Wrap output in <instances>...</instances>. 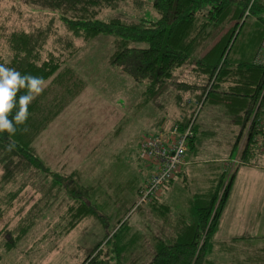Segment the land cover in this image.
Returning <instances> with one entry per match:
<instances>
[{"label":"trees","instance_id":"16d2710c","mask_svg":"<svg viewBox=\"0 0 264 264\" xmlns=\"http://www.w3.org/2000/svg\"><path fill=\"white\" fill-rule=\"evenodd\" d=\"M20 1L49 14V23L9 31L5 37L7 51L4 55L0 54V64L15 68L22 74L43 77L48 86L29 105L28 120L26 124L17 126L14 136L0 133V264H15L8 259L11 256L19 264L29 263H22L15 252L28 244L30 239L33 242L35 228L45 215L11 213L15 210L21 189L3 194L7 184L22 173L31 172L36 180L41 175L48 177L52 174V189L66 190L72 186L64 183L61 174L52 171L34 144L46 136L67 108L86 94L91 81L89 73L94 71L98 74L99 64L90 62L89 56L94 51L79 49L80 46L87 49L94 45L101 36L111 37L112 51L107 53V59L112 70L117 71L116 75L129 76L135 86L146 83L144 95L149 101L157 100L176 72L190 64L197 77L204 81L200 86L202 91L194 93L195 100L202 107L208 104L220 108L219 117H222L223 123L226 122L223 133L230 134L228 138L216 142V147L220 150L226 145L224 155L229 151L230 157L242 142L243 148L239 163L226 184L228 171L222 168V161L218 158L211 159L203 169L198 170L202 171L199 178L193 177L189 181L185 178L187 171L181 169L175 178L165 184L162 193L148 203H139L140 191L146 181L141 182L135 189L137 200L133 208L136 206L138 211L145 206L160 221L159 233L149 224L145 232L130 224V218L137 213H131L129 217V213L116 216L112 229L95 244L81 264H215L210 259L212 253L218 252L214 248V237L236 174L241 167L264 166V62L260 60L264 46L262 43L250 58L239 59L232 53L241 31H238L239 19L246 12L248 16L259 13L257 21L264 26V3L258 0H152L151 5L158 13V17L153 18L155 20L145 15L128 21L122 16L105 15L106 11L118 8L125 0ZM53 39L59 46L51 51L48 46ZM261 40L264 42V32ZM73 57H82V63H74L71 61ZM22 94L24 90L18 96ZM135 107L140 108V104H135ZM188 110L190 112L187 111L185 117L175 119L169 127L178 125L184 131L191 125L187 153L191 152L196 159L202 150L201 144L213 142L218 131L198 123L195 110ZM162 128L167 127L160 125L153 130ZM51 141L47 140V146L51 147L52 153H56V141L53 137ZM142 141L136 155L138 161H143L139 157ZM10 142L15 145L12 150L8 149ZM66 147H57L61 156ZM178 177L182 186H192L193 195L186 201L188 210L176 213L172 218L173 207L162 198L163 192ZM70 181L74 182L73 178ZM119 183L120 186L118 183L114 186L107 184L108 188L104 191L99 190V185L69 188V193L80 202L81 207L77 212L65 213L61 217L60 221L64 224L62 235L69 234L93 217L101 219L106 226L102 218L107 214L99 213L98 203L103 194L107 197L124 195L125 184H121V180ZM167 226L172 227V231L168 232ZM219 246L218 250L225 252L227 244L220 243ZM263 257L264 254L262 256L258 252L254 259H247L244 264H264Z\"/></svg>","mask_w":264,"mask_h":264},{"label":"rangeland","instance_id":"374dc122","mask_svg":"<svg viewBox=\"0 0 264 264\" xmlns=\"http://www.w3.org/2000/svg\"><path fill=\"white\" fill-rule=\"evenodd\" d=\"M151 2L152 0H125L119 4L118 8L106 11L105 15L122 16L128 21L145 15L151 19L157 18L158 13ZM258 2L264 3V0H258ZM247 16L248 12L239 19L238 31H241L235 49L232 51L239 59L253 57L262 43L264 46L261 40L264 26L257 21L259 13ZM49 18V14L41 13L20 0H0V54L4 55L7 51L5 37L9 31L45 26L49 23ZM56 25L58 26V23ZM232 26L233 23L230 24V27ZM96 40L94 45L87 49L80 46L79 51H94L89 58H91L90 62L99 64L98 74L94 71L89 73L88 77L91 81L86 94L75 101L72 107L67 108V111L56 120L52 129L45 134L46 136L34 146L41 157L49 163L52 171L63 176L64 183L72 184L73 187L99 185V190L104 191L108 188L107 184L114 186V183H118L120 186L121 180V184H125L124 195L108 197L105 194L101 195V202L98 203L100 204L99 213L107 214L102 218L106 226L101 223V219L93 217L81 223L69 234L62 235L61 229L64 224L60 221L61 217L65 213L77 212L81 207L80 202L75 201L69 193V188L72 186L66 190L52 189V174L48 177L41 175V178L36 180L37 177H33L31 172L22 173L3 190V194H6L21 189L15 210L11 213H45L44 218L35 228L33 242L30 239L27 241L28 244L15 252L22 263L81 264L92 252L95 244L107 234L108 230L112 229L116 216L121 217L124 213H129L128 217L131 213H137L129 220V223H133L137 229L145 232V227L149 224L156 233H159L160 221H157L145 206H141L138 211L136 206L133 208L137 200L135 189L150 174V167L146 165L148 163L145 162V164L136 158L138 146L142 138L144 139L149 132L154 131L153 129L160 125L169 127L175 119L185 117L189 111L188 108L195 110L198 123H203L206 127L218 132L214 135L216 138L213 142L206 141L201 144L202 150L196 159L191 156V152L187 153L186 161L189 160V162L184 167L187 171L186 180L189 181L193 177L199 178L202 171L198 172V170L203 169L211 159L218 158L222 161V168L225 167L228 171L224 182L226 184L239 163L238 158L242 152L243 142L232 157L228 156L229 151L227 155H224L226 145L220 150L215 145L221 139L228 138L230 134L223 133L226 122L223 123L224 120L222 122V117H219L221 116L220 108L210 107L208 104L202 107V104L195 100L194 93L202 91L200 86L204 81L197 77L190 64L187 63L176 72L166 91L157 100L149 101L144 95L146 83L135 86L129 76L116 75L117 71L112 70L113 68L108 64L107 53L112 51L111 37L101 36ZM57 43L53 39L48 49L52 51L54 47L59 46L56 45ZM261 51H264V47ZM81 58L73 57L71 61L80 64ZM138 103L140 108L136 109L135 104ZM52 137L56 141V153H52L51 147L47 146V140L51 141ZM79 142L82 144L78 145ZM64 145L67 146L66 152L61 156L57 147L62 149ZM263 148L262 152H264ZM199 161L203 163L199 164ZM72 178L74 182L70 181ZM172 189L171 217L173 218L176 213L188 210L186 201L190 200V194L193 192L192 186H182V180L179 177ZM223 190L224 186L219 196ZM165 192L166 190L163 195ZM166 230L172 231V227L168 229L167 226ZM248 254L251 252L249 251ZM8 259L19 264L18 261H14L13 256ZM242 263L245 262L242 261Z\"/></svg>","mask_w":264,"mask_h":264},{"label":"crops","instance_id":"0c3cea01","mask_svg":"<svg viewBox=\"0 0 264 264\" xmlns=\"http://www.w3.org/2000/svg\"><path fill=\"white\" fill-rule=\"evenodd\" d=\"M187 165L188 161L185 162L182 169L184 170ZM148 177L149 174L142 183L147 181ZM176 180L169 186L162 198L166 204H170L172 207V186ZM214 240L216 241L214 248L218 252L212 253L210 259L215 264H243L242 260L247 262V259H254L258 252L263 256L264 166H245L238 170ZM220 243L227 244L225 252L218 250ZM228 250L231 252H226ZM249 251L251 254H248Z\"/></svg>","mask_w":264,"mask_h":264},{"label":"built area","instance_id":"2783aa9c","mask_svg":"<svg viewBox=\"0 0 264 264\" xmlns=\"http://www.w3.org/2000/svg\"><path fill=\"white\" fill-rule=\"evenodd\" d=\"M260 60L264 62V51ZM191 125L181 131L178 125L162 128L146 135L139 148V157L150 166V175L141 190L139 203H148L159 196L167 182L175 178L185 163Z\"/></svg>","mask_w":264,"mask_h":264},{"label":"clouds","instance_id":"9594fccd","mask_svg":"<svg viewBox=\"0 0 264 264\" xmlns=\"http://www.w3.org/2000/svg\"><path fill=\"white\" fill-rule=\"evenodd\" d=\"M47 86L43 77L22 74L15 68L0 64V133L14 136L17 126L26 124L28 120L29 105ZM22 90L24 94L18 96ZM14 147V143L8 144L9 150Z\"/></svg>","mask_w":264,"mask_h":264}]
</instances>
